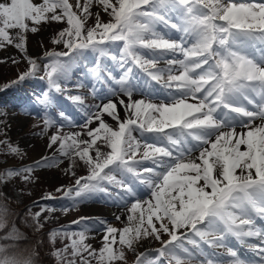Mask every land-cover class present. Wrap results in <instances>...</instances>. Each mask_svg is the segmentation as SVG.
<instances>
[{"label": "snow or ice", "instance_id": "6c2138e0", "mask_svg": "<svg viewBox=\"0 0 264 264\" xmlns=\"http://www.w3.org/2000/svg\"><path fill=\"white\" fill-rule=\"evenodd\" d=\"M157 23L183 35H161ZM53 24L64 27L51 43L66 51L53 49L41 60L40 79H47V91L36 97L41 111L56 102L50 93L62 91L60 81L84 50L105 56L116 42H122L124 75L114 94L127 96L85 109L82 132L65 133L61 120L44 119V131L53 129L48 147L57 145L55 151L69 161L66 174L76 177L64 195L80 198L60 210L82 203L86 193L111 189L120 190L116 196L124 210L123 219L116 215L121 227L100 221L98 248L88 242V225L78 232L52 229L47 239L55 264H129V252L132 264H184L192 251L187 245L206 251L197 237L227 248L226 255L209 253L205 264H264V224L255 226L257 219L264 221V0H0V50L18 49L29 65L11 84L42 70L38 58L27 54L28 34ZM161 62L167 67H159ZM133 66L149 77L146 85L155 81L169 91L156 102L134 99ZM69 99L83 106L81 96ZM60 116L67 119L63 110ZM0 154L21 152L5 138ZM80 162L87 175L76 174ZM40 163L0 168V187L15 178L31 182ZM60 163L56 158L46 166ZM139 185L149 190L147 199ZM32 206L40 211L29 207L24 222L33 233L57 219L45 215L55 208L35 201ZM17 215L0 192V264H39L43 241L23 245L27 237L12 218ZM230 236L241 243L259 238V244H249L259 259L241 258L225 244ZM58 238L69 243L56 248ZM153 240L158 248H151Z\"/></svg>", "mask_w": 264, "mask_h": 264}, {"label": "rangeland", "instance_id": "374dc122", "mask_svg": "<svg viewBox=\"0 0 264 264\" xmlns=\"http://www.w3.org/2000/svg\"><path fill=\"white\" fill-rule=\"evenodd\" d=\"M91 23L92 21L89 20V24ZM62 27H64V25L53 24L47 28L42 27L37 33H29L27 41L28 56L38 58L37 63L41 64V60L44 58L46 52L52 51L53 49L57 51H66L62 45H54L51 43L50 39L55 35L57 30ZM155 30L161 35L168 33L173 39H178L183 35L176 29L164 27L161 23L155 25ZM174 36L179 37L176 38ZM116 45H121V47H112L111 52L108 51L107 53L108 57L103 60L99 58L100 56L98 53L92 52L91 50H84V55L81 58L85 57V59L87 58L88 60L85 61L83 59L81 62L78 58L71 62L65 78L60 81L62 91L50 93V95L54 94L56 102L44 111L40 110L36 102V97L39 96L42 91H47V88H45L47 79H40V77L44 75L43 64H41L42 70L37 73L36 76L13 85L11 82L15 81L29 65L24 58V54L18 49L9 46L7 49L0 50V60L3 61L0 62V140L7 138L17 145L21 152L19 156L0 154V168H20L24 166H33L37 161L41 162L39 167L34 168L31 182L26 183L19 178H15L9 182L7 186L0 187V190L7 200L20 203L21 205H33L35 201L39 204H46L55 208L56 211L45 213V215L50 217L54 216L57 217V219H50L45 224L44 229L64 227L71 231H80L79 228L84 227L83 224L80 223L78 226H75L77 224L73 222L79 221L81 217H85L84 209L87 206H102L106 209L118 210L119 212H115L112 216L106 215L87 219L89 221H99L90 224L86 232L88 242L92 243L97 248L100 246V238L103 235V232L100 230L104 227L100 221H105L116 227L122 226L121 221L116 220V215H120L121 219L124 218V210L120 207L118 202L119 198L116 196V193L120 190L111 189L110 193H86L85 195L89 198L84 199L82 203L76 204L66 212L61 211L60 209L62 206L72 205L73 199L80 198H70L64 195V191H66L68 187L74 186L76 177L66 174L65 169L69 161L61 156L59 152L55 151L57 145H53L52 148L48 147L49 136L52 134L53 129L49 128L47 132L44 131V119L50 117L54 120H61L65 124V127L62 129L65 133L69 131L82 132L84 129L80 128L79 125H82L87 119L85 109L95 110L96 106L107 103L109 99L116 100L118 98H123L127 101V96L122 92L118 95L114 94L115 91L120 89L121 85L119 80L124 75V68L120 66L122 42H116ZM140 51L149 53L158 50L141 49ZM9 57L17 62L13 63L12 59H9ZM112 57H116V59ZM61 59L68 60V57H62ZM103 61L106 62L107 65L99 68L98 64L100 65ZM158 66L167 67L163 62ZM133 72L136 78L133 79L130 76L129 83L137 86L136 90L133 91L134 99L141 97V99H150L156 102L166 91H169L168 89L162 88L161 85L157 84L155 81H152L150 85H146L144 81L149 80V77L134 66ZM6 85L11 86L5 87ZM69 95L81 96L83 98V106L73 103V101L69 99ZM61 110H63L64 115L67 117L66 120L60 116ZM37 112H40L39 116H37ZM12 119H19L23 121L24 124L19 127L17 124H14L13 121L11 122ZM104 119L110 124H115L106 114ZM9 124L11 125L9 126ZM69 125L71 127H69ZM11 127L13 129H11ZM133 135L140 137L139 133H133ZM144 135L150 136L152 134L145 133ZM97 143L99 144L101 142L98 141ZM56 158L62 160L63 163H60L59 166H46ZM80 164L81 166L74 169L76 174L78 176L87 175L86 166H83L82 162H80ZM57 189H62V191L58 192ZM138 190L145 199L148 198L149 190L146 189L144 185H139ZM110 194L112 197L111 199L108 198ZM48 195L54 197V199H44V197ZM91 199H95L96 203L89 204L85 202V200ZM38 211H40L39 207L32 208L33 213ZM196 239L199 241L200 246L206 251L202 253L193 245H187L192 251L191 255L185 254L186 258L184 259V264H205L209 253H217L220 255H226L224 253H227L226 247L208 245L200 241L198 237ZM245 240L247 241L246 243H241L240 241H235L234 243L233 237L230 236L229 239L225 241V244L233 250H236L241 258H246V255L252 253V250L249 251L250 253H244V249H241L244 246H248L250 243L249 239L245 238ZM67 243H69L67 239L60 240L58 238L56 241V248H61ZM159 246L160 244L158 241H152V249L158 248ZM229 259L231 258L229 257ZM253 259L258 260L259 258ZM132 260L133 255L129 252V264H132Z\"/></svg>", "mask_w": 264, "mask_h": 264}, {"label": "trees", "instance_id": "16d2710c", "mask_svg": "<svg viewBox=\"0 0 264 264\" xmlns=\"http://www.w3.org/2000/svg\"><path fill=\"white\" fill-rule=\"evenodd\" d=\"M1 192V190H0ZM8 206L13 213L19 214L17 216H13L12 218L16 222V226L23 233L27 239L22 241L23 245L32 246L35 244L37 239L43 241V243L38 246L37 251L39 252V264H55V259L51 256V252L53 251V246L48 243L47 233H49L52 229H43L41 232L33 233L32 229L26 225L24 222L25 216L24 213L26 210L32 206L31 205H21L20 203L9 201ZM30 221V217H28Z\"/></svg>", "mask_w": 264, "mask_h": 264}, {"label": "bare ground", "instance_id": "6f19581e", "mask_svg": "<svg viewBox=\"0 0 264 264\" xmlns=\"http://www.w3.org/2000/svg\"><path fill=\"white\" fill-rule=\"evenodd\" d=\"M139 99H141V97H139L137 100H139ZM12 121L14 122V124H17L19 127L24 124V122L20 121L19 119H17V120L12 119L11 122ZM10 125L11 124H9V126ZM11 129H13V128L11 127ZM115 212H117V210H110V208L106 209L105 207H98V206L85 207V209H84V215L86 217H100V216H106V215L112 216L113 214H115ZM255 226H257V225H255ZM247 238L251 239L253 243L254 242L259 243V238H257V237H247ZM255 254H256V252L254 251V254H252V257H254Z\"/></svg>", "mask_w": 264, "mask_h": 264}]
</instances>
